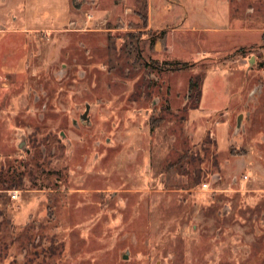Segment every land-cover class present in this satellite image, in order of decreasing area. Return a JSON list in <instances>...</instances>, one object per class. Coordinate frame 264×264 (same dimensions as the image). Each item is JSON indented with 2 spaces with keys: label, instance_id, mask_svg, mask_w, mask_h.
I'll return each mask as SVG.
<instances>
[{
  "label": "rangeland",
  "instance_id": "rangeland-1",
  "mask_svg": "<svg viewBox=\"0 0 264 264\" xmlns=\"http://www.w3.org/2000/svg\"><path fill=\"white\" fill-rule=\"evenodd\" d=\"M0 264H264V0H0Z\"/></svg>",
  "mask_w": 264,
  "mask_h": 264
},
{
  "label": "water",
  "instance_id": "water-1",
  "mask_svg": "<svg viewBox=\"0 0 264 264\" xmlns=\"http://www.w3.org/2000/svg\"><path fill=\"white\" fill-rule=\"evenodd\" d=\"M254 63V57H251V59L249 60V65L251 66ZM89 111V106H86V111L84 113V115L82 116V118H86L87 119V114ZM242 120V115H239L237 118V128L240 126V122ZM124 259H126V256L123 257Z\"/></svg>",
  "mask_w": 264,
  "mask_h": 264
},
{
  "label": "built area",
  "instance_id": "built-area-1",
  "mask_svg": "<svg viewBox=\"0 0 264 264\" xmlns=\"http://www.w3.org/2000/svg\"><path fill=\"white\" fill-rule=\"evenodd\" d=\"M203 188H204V189L207 188V184H203ZM16 199H17V195L12 194V195H11V200H16Z\"/></svg>",
  "mask_w": 264,
  "mask_h": 264
},
{
  "label": "crops",
  "instance_id": "crops-1",
  "mask_svg": "<svg viewBox=\"0 0 264 264\" xmlns=\"http://www.w3.org/2000/svg\"><path fill=\"white\" fill-rule=\"evenodd\" d=\"M69 3H71V0H69ZM160 7V9H162V10H164L165 9V7H163V6H159ZM148 9H150L151 10V5H148ZM244 30V29H243ZM245 31H247V30H245Z\"/></svg>",
  "mask_w": 264,
  "mask_h": 264
},
{
  "label": "trees",
  "instance_id": "trees-1",
  "mask_svg": "<svg viewBox=\"0 0 264 264\" xmlns=\"http://www.w3.org/2000/svg\"><path fill=\"white\" fill-rule=\"evenodd\" d=\"M174 65H175V66H180L179 63H175ZM184 66H186V65L184 64ZM179 68H180V67H179ZM179 68H178V69H179ZM182 68H183V67H182ZM180 69H181V68H180Z\"/></svg>",
  "mask_w": 264,
  "mask_h": 264
},
{
  "label": "flooded vegetation",
  "instance_id": "flooded-vegetation-1",
  "mask_svg": "<svg viewBox=\"0 0 264 264\" xmlns=\"http://www.w3.org/2000/svg\"><path fill=\"white\" fill-rule=\"evenodd\" d=\"M85 111H86V108H85ZM83 119H86V118H83ZM247 178V177H246Z\"/></svg>",
  "mask_w": 264,
  "mask_h": 264
}]
</instances>
